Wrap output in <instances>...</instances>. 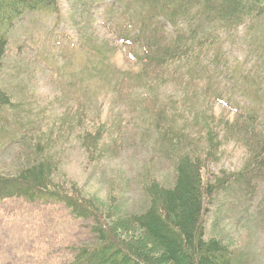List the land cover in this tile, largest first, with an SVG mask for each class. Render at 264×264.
Listing matches in <instances>:
<instances>
[{
    "label": "rangeland",
    "instance_id": "rangeland-1",
    "mask_svg": "<svg viewBox=\"0 0 264 264\" xmlns=\"http://www.w3.org/2000/svg\"><path fill=\"white\" fill-rule=\"evenodd\" d=\"M114 1L57 0L55 8L28 11L9 27V45L0 65V86L11 99L25 101L26 106L24 117L7 134L0 135V171H9L13 166L17 139L12 137L19 132L31 144L40 142L50 151L57 147L55 156L65 173L81 180L85 193L96 194L99 200L96 204L107 203L118 195L120 206L140 211L148 203L140 181L151 177L165 186H173L176 175L173 161L164 156L169 139L154 128L156 120L146 110L143 98L150 100L153 96L158 105L165 107L171 134L178 129L191 132L203 125L208 118L207 103L210 117L219 121L234 119L237 113L234 108L238 105L227 104L236 87L230 72L232 65L236 63L237 73L241 74L239 61L255 53L248 67L252 66L264 79V57L259 58L262 54L257 49L249 54L245 49L247 43L243 46L246 51L242 52V46L228 42L227 49L218 53L227 59H221L222 68L213 69L211 99L200 95L199 85L188 89L184 85L165 84L164 80L159 84L153 81L142 84L138 79H126L119 87L116 78L135 63L129 51L140 53L142 48L140 42L124 45L115 39L113 31L118 29H123V37L129 38L131 26L128 27L122 15L119 17L120 10L112 8ZM110 40L121 48L115 57L118 70L104 77L79 48L89 47L98 55L96 50ZM194 52L199 50L195 48ZM207 52L211 53V49ZM185 61L169 63L163 68L171 75H176L179 69L183 83L190 77ZM83 68L87 70L75 76ZM220 73L223 81L216 82ZM237 79L239 83L243 80ZM72 82L75 83L71 85ZM260 96L264 103V94ZM71 104L78 108L70 109ZM258 119L264 121V108ZM69 120L73 128L67 131ZM100 122L106 123L109 145L117 139L120 146L115 150L109 146L100 160L92 162L81 147L79 133ZM53 125L54 135L58 136L60 130L63 134L49 141L53 133L48 127ZM186 153L185 149L180 152ZM245 157L246 150L238 143L223 144L215 162L203 159L204 179H208L210 172L219 178L228 176L242 168ZM261 182L264 181L257 182L253 195L235 188L217 192L213 204L209 202L211 206L205 202L207 236L219 237L240 256V264H264V184ZM79 218L60 202L29 201L21 197L0 200V264L69 263L75 243L92 237L89 220ZM134 234L142 237V231L134 230ZM122 237L127 239L128 235ZM137 237L130 236L133 240ZM151 252L157 253L155 249Z\"/></svg>",
    "mask_w": 264,
    "mask_h": 264
},
{
    "label": "trees",
    "instance_id": "trees-1",
    "mask_svg": "<svg viewBox=\"0 0 264 264\" xmlns=\"http://www.w3.org/2000/svg\"><path fill=\"white\" fill-rule=\"evenodd\" d=\"M115 1L120 12L133 22L131 25L128 20L130 33L134 32L129 39L140 42L143 48V54L138 57L147 59V63L144 61L139 66L146 81L159 84L156 80L168 77L166 84L189 87L197 86L192 79L197 78V81L202 80L199 82L202 85L199 87L200 95L206 99L211 96V83L214 82L211 71L220 67L222 59L216 44L223 48L227 39L241 37L247 43L249 54L257 49L262 54L259 58L264 57V0ZM56 6L57 0H0V65L9 45V27L26 11ZM136 19L141 22L137 23ZM167 23L175 30L173 38H168L162 31ZM123 35V31L117 32L119 38ZM188 44L191 46L186 47ZM181 45L186 48H180ZM80 47L86 49L83 45ZM195 48L199 52L195 53ZM103 49L106 51L103 52ZM209 49L211 53L207 52ZM117 50L112 41H107L100 50H96L99 55L88 50V55L94 58L91 61L95 70L103 73L104 77L116 74L113 69L116 67L114 59ZM254 54L249 59L236 60L241 63V74L237 73L236 63L230 71L236 87L229 100L235 102L239 109L234 119L219 121L209 115L206 122L195 130L178 129L171 134V125L166 123L168 112L165 107L153 99L145 101L146 110L156 120L154 128L169 139L164 156L173 161L176 175L173 186H165L151 177L140 181L144 197L148 199L142 210L120 212L116 196L107 203L96 204L99 202L96 194L85 193L86 188L81 181L65 173L67 171L56 159L55 151L46 149L40 142H26L28 140L19 132L15 135L19 134L20 143L27 144L23 148L24 154L12 161L10 170L0 171V200L21 197L29 201L60 202L75 216L91 219L94 237L79 249L76 264H240V256L234 254L219 237L207 236L205 202L211 206L217 192L235 188L251 194L257 182L264 181V121L258 119L260 110L264 108L260 96L264 94V79L255 73L252 66L248 67V61ZM185 59L192 78L184 79L182 83L180 70L171 75L163 67L175 60ZM86 70L80 69L76 74L81 76ZM240 77L243 80L239 83L237 78ZM116 84L120 86L122 83L117 81ZM237 95L244 104L237 100ZM10 97L0 86V135L7 134L12 125L25 115V101ZM72 108L77 109L78 106L71 104ZM203 118H206L205 112ZM67 126L71 129L73 123L69 120ZM166 128H169L167 132ZM105 135L104 125L100 124L86 129L79 137L85 147L95 154L105 150ZM230 142L238 143L246 150L242 168L224 178L210 172L208 179H204L203 159L215 162L220 147ZM119 146L120 142L114 140L111 147ZM182 149L187 151L185 155L180 154ZM90 159L96 161L93 157ZM134 230L142 231V237L135 235ZM122 235H128L127 239ZM129 235L138 237L133 240ZM154 249L155 254L151 252Z\"/></svg>",
    "mask_w": 264,
    "mask_h": 264
}]
</instances>
